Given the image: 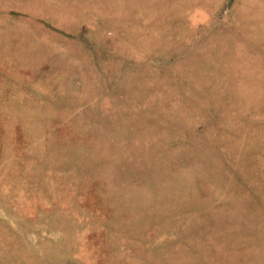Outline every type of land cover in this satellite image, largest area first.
Instances as JSON below:
<instances>
[{"label": "rangeland", "instance_id": "obj_1", "mask_svg": "<svg viewBox=\"0 0 264 264\" xmlns=\"http://www.w3.org/2000/svg\"><path fill=\"white\" fill-rule=\"evenodd\" d=\"M0 264H264V0H0Z\"/></svg>", "mask_w": 264, "mask_h": 264}]
</instances>
